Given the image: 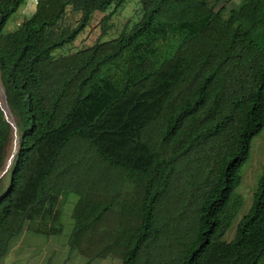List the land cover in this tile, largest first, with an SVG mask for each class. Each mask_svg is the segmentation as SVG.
Instances as JSON below:
<instances>
[{
	"label": "trees",
	"instance_id": "16d2710c",
	"mask_svg": "<svg viewBox=\"0 0 264 264\" xmlns=\"http://www.w3.org/2000/svg\"><path fill=\"white\" fill-rule=\"evenodd\" d=\"M27 1L0 0V85L10 113L0 106V259L74 164L60 155L78 138L104 164L78 171L87 181L69 212L68 250L87 262L147 264L166 222L186 208L177 264H264V171L225 239L243 204L241 166L264 127V0L217 9L136 0L138 18L107 40L108 20L130 0H37L8 28ZM96 12L100 37L59 53ZM180 188L181 208L161 218Z\"/></svg>",
	"mask_w": 264,
	"mask_h": 264
},
{
	"label": "rangeland",
	"instance_id": "374dc122",
	"mask_svg": "<svg viewBox=\"0 0 264 264\" xmlns=\"http://www.w3.org/2000/svg\"><path fill=\"white\" fill-rule=\"evenodd\" d=\"M207 5H214L217 9L220 6L231 8L234 0H203ZM33 10V5L27 1L22 5L14 18L8 24V28L14 27L22 16L28 15ZM106 13V12H105ZM138 4L136 0H130L108 20L105 33L100 39L107 40L118 35L120 30L125 25H130L138 18ZM102 13H94L88 25L78 34L73 43L67 47H63L58 52L65 53L70 50H75L83 46H87L100 37V18ZM72 16H69V20ZM72 21H70L71 23ZM1 103V91H0ZM68 154L75 159L74 164L67 171L58 176L56 184L45 202L38 208L36 212L26 219V223L22 227L19 234L10 238L7 245V252L0 259V264H118L116 259H97L87 262L82 256L76 255L75 251L68 250L66 239L71 228L69 212L72 203L78 196L77 189L84 186L87 179L82 175V178L76 179L79 175L78 171L86 169L90 166L104 164V160L99 158V155L92 147L86 146L84 141L78 138L71 139L61 153V158L64 154ZM66 154V155H67ZM105 159L106 156H105ZM64 160V159H63ZM63 160L61 163H63ZM108 160V159H107ZM108 162V163H107ZM105 162V167L119 171L111 162ZM61 164L57 166V169ZM60 171V169L58 170ZM70 171V172H69ZM72 171V172H71ZM264 171V127L255 135L250 142L249 156L241 166V180L236 189L241 196L243 204L236 218L232 221L229 229L225 233V239H230L233 236L236 222L240 216L247 210L250 205L252 193L255 188L256 178ZM60 178V179H59ZM73 185V186H72ZM72 186V191H67V187ZM82 190V188H81ZM205 186H203L197 194L190 197L187 209H194L204 194ZM186 198L185 190L180 188L174 196H170L167 201H164L166 210L161 218L168 219L169 216L175 213L182 206L183 200ZM174 202L173 205L171 204ZM169 205V207H168ZM189 213L185 208V212H181L174 220L166 222L164 229L156 244L148 249L149 259L147 264H177L182 243L179 242L180 236L186 222L188 221ZM4 227L0 226V238L4 234ZM183 227V229H182ZM176 238V239H174ZM184 237H182L183 240Z\"/></svg>",
	"mask_w": 264,
	"mask_h": 264
},
{
	"label": "water",
	"instance_id": "95a60500",
	"mask_svg": "<svg viewBox=\"0 0 264 264\" xmlns=\"http://www.w3.org/2000/svg\"><path fill=\"white\" fill-rule=\"evenodd\" d=\"M0 91H1V103H0V106L2 108V111H3L4 115L6 117L10 118V113H9V110L7 108L6 101H5V94H4V91H3L2 87H1V85H0ZM10 122L13 125V122L12 121H10Z\"/></svg>",
	"mask_w": 264,
	"mask_h": 264
},
{
	"label": "built area",
	"instance_id": "2783aa9c",
	"mask_svg": "<svg viewBox=\"0 0 264 264\" xmlns=\"http://www.w3.org/2000/svg\"><path fill=\"white\" fill-rule=\"evenodd\" d=\"M36 2L37 0H28V3L33 6L36 4Z\"/></svg>",
	"mask_w": 264,
	"mask_h": 264
}]
</instances>
